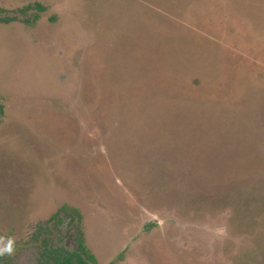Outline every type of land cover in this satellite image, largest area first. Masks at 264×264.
<instances>
[{"label": "rangeland", "instance_id": "obj_1", "mask_svg": "<svg viewBox=\"0 0 264 264\" xmlns=\"http://www.w3.org/2000/svg\"><path fill=\"white\" fill-rule=\"evenodd\" d=\"M28 5L0 21L8 264L79 233L98 264H264V0H0V15Z\"/></svg>", "mask_w": 264, "mask_h": 264}, {"label": "trees", "instance_id": "obj_2", "mask_svg": "<svg viewBox=\"0 0 264 264\" xmlns=\"http://www.w3.org/2000/svg\"><path fill=\"white\" fill-rule=\"evenodd\" d=\"M32 8H33L32 6L28 5L24 8L18 9L17 11H15V13L17 14L14 16L0 15V21L4 23L17 21L20 19V16L27 15V13L30 12ZM34 8L36 9L35 18L36 17L38 18V12H43L44 8L38 3L34 5ZM22 21L25 22V20ZM2 112H3V108L0 105V113ZM81 250L83 253L76 251L70 252L63 248L50 249L47 251L48 252L47 255H45V253L42 254L44 260L42 263L39 264H98L95 257L91 253H88L87 250L83 248Z\"/></svg>", "mask_w": 264, "mask_h": 264}, {"label": "flooded vegetation", "instance_id": "obj_3", "mask_svg": "<svg viewBox=\"0 0 264 264\" xmlns=\"http://www.w3.org/2000/svg\"><path fill=\"white\" fill-rule=\"evenodd\" d=\"M78 220H79V218H77ZM77 231H78V233L79 232H81L79 229H77ZM79 236H80V238H79ZM82 237H83V235H81L80 233L78 234V238L79 239H77L78 241V245H79V247H78V249L77 248H75L73 251H76V252H82V248H84V246L82 245V243H81V241H82ZM80 244H81V246H82V248L80 247ZM83 253V252H82ZM89 253V252H88ZM0 262H4V264H8V258H6L4 255H1L0 256ZM111 264V263H110ZM114 264V263H113Z\"/></svg>", "mask_w": 264, "mask_h": 264}, {"label": "clouds", "instance_id": "obj_4", "mask_svg": "<svg viewBox=\"0 0 264 264\" xmlns=\"http://www.w3.org/2000/svg\"><path fill=\"white\" fill-rule=\"evenodd\" d=\"M12 252H13L12 241L9 240V243L4 248L0 249V255H3L4 253L11 255Z\"/></svg>", "mask_w": 264, "mask_h": 264}, {"label": "water", "instance_id": "obj_5", "mask_svg": "<svg viewBox=\"0 0 264 264\" xmlns=\"http://www.w3.org/2000/svg\"><path fill=\"white\" fill-rule=\"evenodd\" d=\"M0 264H4V262H0Z\"/></svg>", "mask_w": 264, "mask_h": 264}]
</instances>
